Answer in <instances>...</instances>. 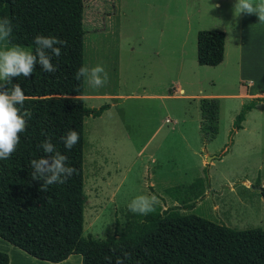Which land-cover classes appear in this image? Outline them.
<instances>
[{
	"label": "rangeland",
	"instance_id": "obj_1",
	"mask_svg": "<svg viewBox=\"0 0 264 264\" xmlns=\"http://www.w3.org/2000/svg\"><path fill=\"white\" fill-rule=\"evenodd\" d=\"M82 3L83 66L102 64L108 73L100 88L83 78L84 104L107 108L83 120L82 235L119 234L135 214L129 203L140 195L155 196L160 210L175 206L230 228L264 230V196L256 190L264 186V105L246 131L229 134L241 107L236 99L214 97L217 132L207 141L198 99L168 96L176 78L184 94L237 93L225 0ZM198 30L226 32L227 57L219 65L197 64ZM195 178L202 180V193L193 199L200 184L187 186Z\"/></svg>",
	"mask_w": 264,
	"mask_h": 264
},
{
	"label": "trees",
	"instance_id": "obj_2",
	"mask_svg": "<svg viewBox=\"0 0 264 264\" xmlns=\"http://www.w3.org/2000/svg\"><path fill=\"white\" fill-rule=\"evenodd\" d=\"M82 15V0H0V18L8 17L13 23V36L0 49L18 44L34 51L36 35L67 41L61 56L52 59L55 72L37 66L31 77L14 81L25 93L23 110L29 115L16 151L0 160V238L49 262L79 254L81 264H108L106 257L115 264L124 250L131 253L125 264H264V230L230 228L194 213H180L175 206L160 210L155 205L156 211L147 216L135 213L119 234L104 239L82 235L83 120L89 115L97 117L107 108V104L87 107L82 98L83 78H75L83 66ZM223 37L220 30L196 32L198 65L214 66L222 60ZM7 87L10 90L11 85ZM257 101L264 98L241 105L229 134L240 129L245 113ZM217 102V98L199 99L200 129L207 141L217 132ZM69 128L80 135L70 151L61 141ZM46 137L77 171L65 184H53L44 192L42 181L31 177L30 161L44 154L39 146ZM199 184L193 199L202 193V180L195 178L187 186L191 189ZM259 194L264 196V186ZM192 206L193 202L185 205ZM7 262V254L0 251V264Z\"/></svg>",
	"mask_w": 264,
	"mask_h": 264
},
{
	"label": "clouds",
	"instance_id": "obj_3",
	"mask_svg": "<svg viewBox=\"0 0 264 264\" xmlns=\"http://www.w3.org/2000/svg\"><path fill=\"white\" fill-rule=\"evenodd\" d=\"M235 8L238 14L256 15L258 22L264 24V0H236ZM13 36V23L8 17L0 18V41L8 40ZM36 45L34 51L28 50L18 44L0 49V160L9 159L16 151L20 140V133L25 132L29 113L23 110L25 93L19 83L14 82L17 77H31L34 69L39 66L44 72L53 73L57 65L52 63L53 57H60L62 48L67 41L55 36L36 35L33 38ZM75 78H84L92 88L103 87L108 81V73L102 64L95 66H81L75 73ZM11 85V88L7 85ZM66 150H72L80 141L79 133L69 128L61 137ZM43 155L30 161L33 180L42 181L40 189L48 191L53 184H65L77 171L69 163V157L62 154L46 137L39 146ZM155 196L140 195L128 205L132 213L147 216L156 211ZM115 251V250H113ZM121 256L116 258L115 264H125L131 259V253L121 250ZM112 264L111 257L105 258Z\"/></svg>",
	"mask_w": 264,
	"mask_h": 264
},
{
	"label": "crops",
	"instance_id": "obj_4",
	"mask_svg": "<svg viewBox=\"0 0 264 264\" xmlns=\"http://www.w3.org/2000/svg\"><path fill=\"white\" fill-rule=\"evenodd\" d=\"M259 2V0H256ZM236 0H225V17L228 18V26L231 38V51L234 55V60L237 68L238 82L236 94H184L183 88L180 86L179 78L174 79L172 85H174L173 94L168 96H181V97H194L200 98H214V97H230L238 100L237 105H241L252 98H264V24L258 22L256 15L238 14L235 8ZM223 56L222 60L217 64L222 63L227 57L226 49V32L223 33ZM7 40L0 41V46L6 45ZM160 52L155 51V55L159 56ZM167 57H170L167 55ZM195 58H196V35H195ZM175 66L182 65V59L180 55L174 56ZM207 66V65H200ZM216 66V65H214ZM175 93V94H174ZM99 95V94H98ZM137 95V93H135ZM100 98L112 97L113 95H99ZM84 97V95H82ZM264 105V101H257L253 108L247 111L244 115V119L240 122L239 133L246 131L247 123L251 115L259 112L260 108ZM164 122H168L165 118ZM236 131V130H235ZM1 239V238H0ZM3 240V239H2ZM5 241V240H3ZM0 240V251L7 254V264H81V257L73 260L72 255H68L65 259L59 262H49L40 259H36L21 249L6 241ZM79 255V254H77ZM80 256V255H79Z\"/></svg>",
	"mask_w": 264,
	"mask_h": 264
},
{
	"label": "water",
	"instance_id": "obj_5",
	"mask_svg": "<svg viewBox=\"0 0 264 264\" xmlns=\"http://www.w3.org/2000/svg\"><path fill=\"white\" fill-rule=\"evenodd\" d=\"M208 158H209V157H208ZM260 188H261V187H260V186H258V187H256V190H258V191H259V190H260Z\"/></svg>",
	"mask_w": 264,
	"mask_h": 264
}]
</instances>
